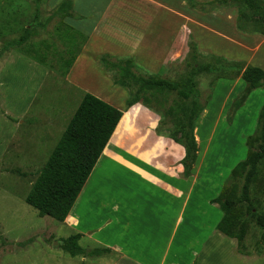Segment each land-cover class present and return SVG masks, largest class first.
I'll list each match as a JSON object with an SVG mask.
<instances>
[{
  "label": "rangeland",
  "instance_id": "1",
  "mask_svg": "<svg viewBox=\"0 0 264 264\" xmlns=\"http://www.w3.org/2000/svg\"><path fill=\"white\" fill-rule=\"evenodd\" d=\"M61 1L42 0L40 21L51 15ZM140 2L152 4L155 11L152 10L149 15L145 10L143 16H135L137 18L128 15L107 17L110 6L114 7L116 3L129 4L131 9ZM74 6L83 15L98 17H92L91 24L88 22L92 31L87 37V48L69 67L71 53L67 54L65 47L62 49L65 55L57 50L61 49V44H56V30L60 27L57 15L45 29L34 28L35 40L43 41L40 50L45 59L41 62L20 45V49L11 47L3 51L5 42L17 38L32 21L34 0H0V264H140L139 260L144 259L150 263L157 259V264H170L171 260L178 262L180 258H193L198 248L190 239L185 245L174 246L171 257L164 254V258H158L160 255L157 258H137L135 263L131 255L145 252L147 248L140 249V232L134 231L133 227V231H126L123 238L126 242L122 247L125 256H120L115 249L97 257L70 256L60 246V241L69 235L81 233L77 243L86 252L103 245L91 239L89 234L93 230L79 231L75 229L77 223L74 226L67 218L60 222L50 216H39L24 198L85 92H99L103 97L109 96L115 103L112 105L118 109H128L125 104L127 90L115 84V73L104 68L101 56L106 55L109 60L131 57L138 72L159 73L174 79L185 70L184 60L189 43L194 42L203 55H218L230 61L264 68V33L257 26L258 15L235 0H72V16L75 15ZM145 17L149 18L144 20ZM66 22L69 24L68 20ZM29 46L32 51L36 43L32 42ZM66 58L68 62L63 61ZM211 80L212 77L205 75L199 78L204 94L210 92ZM76 82L82 87H77ZM244 89L245 83L240 76L215 80L210 99L195 128L198 153L187 181L190 230L196 227L200 215L203 223L209 222L213 203L208 204V201L220 192L233 167L247 157L246 140L256 133L258 115L264 103V85L253 89L242 105L234 109L233 102ZM154 114L156 117L153 118L158 122L159 116ZM129 117H125L122 125ZM159 136L164 138L167 151L168 146L173 147L172 154L167 153L171 161L168 156L165 158L175 171L179 155L174 141L165 133ZM113 149L110 144L105 157H102L103 163L100 161L96 169V181L87 191L99 181L117 176L125 178V187H134L133 175L124 173L127 163L116 160L112 156ZM257 170L250 185V200L264 214V157ZM175 175L174 185L178 176ZM243 176L240 175L238 182ZM110 190L116 192L115 188L108 190L106 187L98 192L102 194ZM136 190L134 187L123 188L122 191L134 194ZM90 201L91 197L88 198ZM106 202L96 196L93 199L95 215L89 214L78 224L85 227L89 218L95 216L97 223L112 213L113 204L108 206ZM245 205L240 207V217L246 221L247 228L243 243L251 255H260L264 252L263 229L250 219ZM150 206L149 203L147 209L151 215ZM138 209L135 206L122 208L130 213ZM81 213L84 215L83 208L75 215L76 219ZM122 219L125 220V216ZM114 223L116 225V220ZM96 228L95 235L100 238L101 227ZM116 234H119L117 237L123 236L119 232ZM102 236L106 237L105 234Z\"/></svg>",
  "mask_w": 264,
  "mask_h": 264
},
{
  "label": "trees",
  "instance_id": "2",
  "mask_svg": "<svg viewBox=\"0 0 264 264\" xmlns=\"http://www.w3.org/2000/svg\"><path fill=\"white\" fill-rule=\"evenodd\" d=\"M235 1L258 15L256 23L264 33V0ZM41 2L42 0H34L32 21L23 28L17 38L5 42L2 46L3 51L30 40L35 27L45 29L58 13L73 15L72 0H63L51 15L40 21ZM101 61L105 69L115 72V84L127 90L126 107L141 103L156 113L159 116L156 133L158 135L165 133L183 147L184 155L180 164L184 177L191 175L197 158L198 144L194 131L210 99L215 80L240 76L244 81L245 89L234 100V109L242 105L253 89L264 85V68L245 65L240 61H230L218 55H203L197 50L194 42L189 43V51L184 60L185 70L174 79L163 77L159 73L138 72L131 57L109 60L104 55L101 56ZM203 75L212 77L209 81L210 92L207 94H204L200 86L199 78ZM121 116L120 109L99 97L88 92L83 95L25 195L24 201L36 209L39 216H50L60 222L65 220ZM246 143L248 145L246 159L233 167L220 192L210 200V203H217L223 212L215 229L236 240L238 253L248 255L250 252L243 243L247 229L246 221L240 217V207L244 203L250 219L257 227L263 229L264 233V214H261L250 200V185L257 174L258 164L264 157V103L258 115L256 133L249 136ZM242 174L243 179L238 182ZM81 236V233L69 235L60 241V246L70 256L97 257L111 251L110 248L102 247L86 252L77 243Z\"/></svg>",
  "mask_w": 264,
  "mask_h": 264
},
{
  "label": "crops",
  "instance_id": "3",
  "mask_svg": "<svg viewBox=\"0 0 264 264\" xmlns=\"http://www.w3.org/2000/svg\"><path fill=\"white\" fill-rule=\"evenodd\" d=\"M128 6L129 4L125 3H116L114 7L113 5L110 6L111 9L109 10L107 17H125L127 15L132 17H141V15L143 16V12H145V10H147L146 12H148L149 15L152 13V10L153 12L155 11L154 6L150 3L140 2L136 8H131L134 11L130 9V6ZM138 12L139 14L137 15L136 13ZM74 14V16L66 13L57 14L60 27H57L56 30V44H61V49L57 50L58 53L64 54L62 49L65 47L67 54L71 53L72 60L69 67L73 64L75 59L79 57L81 52L83 53V50L87 48L89 43L87 37L92 31V25L88 26V22L91 24L93 22L91 18L98 17L90 14L83 15L82 13L76 11L75 6ZM147 18L149 17H145L144 20ZM67 20L69 21V24L66 22ZM63 23H67V25H61ZM34 36L20 45V48H24V50L33 54L37 61L41 62L45 59V54L41 51L43 41L41 40V42L39 40H35ZM58 41L61 42L59 43ZM32 42H35L36 46L31 51L30 46L28 47V45ZM53 44H55V40ZM12 47L20 49L18 45ZM52 55L56 54L52 53ZM63 61L68 62L69 59H63ZM68 69L64 70V72H67ZM76 86H81V84L76 82ZM88 90L89 89H87V91ZM90 92L106 99V102L111 105L115 104L112 100H110L109 96L103 97L99 92ZM136 104L140 107L136 106ZM136 104L128 107L127 110L120 107L122 116L102 153L97 159L92 171L90 172L83 186L84 188L80 191V196L78 195L79 197L76 198L73 204L74 207L72 206L66 216L67 221L69 220L68 222H73L74 226L76 225L75 223H77V227L75 226V229L79 231L90 232L93 230L89 234L91 239L100 243L103 247L110 248L111 251L112 249L117 250L116 253L120 256L126 255L125 252L122 251V247L126 244V242L123 241V238L126 236L125 232L128 230L133 231V227L134 231L136 230L140 232L138 237L141 243L138 246L141 247V250H143L144 247L147 248V251L145 252H137L136 254L131 255L135 263H137V258H157L159 255L160 256L158 258H164V254L171 257L174 246L185 245V243H189L190 239H192L198 248L196 255L193 258H180L178 262L171 260L170 264H264V252L260 255L240 254L236 251V240L223 235L215 229L216 224L223 215V212L220 210L217 203L212 204L209 222L207 224L203 223L202 216L200 215L198 224L190 230V209L188 205L187 190V181L190 177H184L183 171L182 174H179L181 169L183 170L182 165L179 163L184 155L183 147L174 142L179 158L177 159L178 164L176 163L175 171H173L171 163L169 165V162H166L167 158H165L168 156V159H170L169 161H171V156L167 153L169 151V153L172 154L173 147L168 146L169 150L167 151L164 138L155 133V128L158 122H156L157 120L153 117H156V115L154 113L152 114V112L141 103ZM126 116L129 117V119L127 118L128 123L126 120V122L122 125ZM110 144L111 147L112 145L114 146L112 156L118 161H125V163H127V169H124V173H131L133 175V185L137 189L134 194H127L122 191L123 188H134L132 185L125 187L124 185L127 183L125 178L122 176H117L116 178H105L99 181L95 187L93 186L87 191L88 187L96 181V169L101 162L103 163L102 157H105V153ZM159 157H163V159L159 160ZM102 166L104 167V165ZM101 169L103 171V168ZM174 175H178L175 185L173 182ZM102 187H106L108 190L109 188H115L116 192L110 190V192H102V194H99L98 191ZM145 188L147 190H144ZM96 196L102 197V199L107 201L106 204L108 206L110 203L113 204L111 207L112 213H109L108 216L104 217L97 223L95 216L93 218H89L88 221L86 220L88 223L85 227H81V225L78 224L82 222L81 219L84 220V218L88 217L89 214H92V216L95 215L96 210L93 206V199ZM89 197H91L90 202H88ZM149 203L152 205L150 206L151 215L148 214L147 209ZM208 204H210V200L208 201ZM133 206L139 208L137 211H133L134 213H130L129 210H122L124 207L129 208ZM81 208L84 209V215L81 213V215L76 219L75 215H77L79 211L81 212ZM217 210H219V214ZM114 213H116V217H114ZM124 216L126 218L125 220L122 219ZM213 216L216 218L214 219ZM66 218L64 221H66ZM114 220H116V225ZM98 226H100L102 230L100 238L97 237L94 232ZM117 232L122 233L123 236L117 237L119 235L116 234ZM104 234L106 237L103 238L102 235ZM156 252L157 254L152 257L151 255ZM139 261H141L139 262L140 264L158 263L157 259H155V262L153 261V263L148 262L146 259Z\"/></svg>",
  "mask_w": 264,
  "mask_h": 264
},
{
  "label": "bare ground",
  "instance_id": "4",
  "mask_svg": "<svg viewBox=\"0 0 264 264\" xmlns=\"http://www.w3.org/2000/svg\"><path fill=\"white\" fill-rule=\"evenodd\" d=\"M87 88V87H86ZM119 133V132H118ZM103 159V158H102ZM101 168V167H100ZM102 170V169H101ZM98 171V170H97Z\"/></svg>",
  "mask_w": 264,
  "mask_h": 264
}]
</instances>
